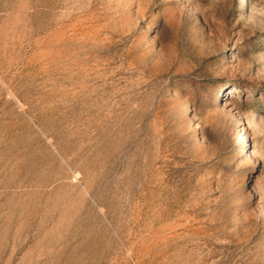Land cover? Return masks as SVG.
<instances>
[{"label":"rangeland","instance_id":"obj_1","mask_svg":"<svg viewBox=\"0 0 264 264\" xmlns=\"http://www.w3.org/2000/svg\"><path fill=\"white\" fill-rule=\"evenodd\" d=\"M0 264H264V0H0Z\"/></svg>","mask_w":264,"mask_h":264}]
</instances>
